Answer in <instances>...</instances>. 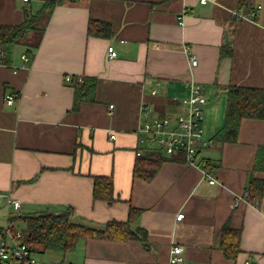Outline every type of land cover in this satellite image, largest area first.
<instances>
[{
  "label": "crops",
  "instance_id": "crops-1",
  "mask_svg": "<svg viewBox=\"0 0 264 264\" xmlns=\"http://www.w3.org/2000/svg\"><path fill=\"white\" fill-rule=\"evenodd\" d=\"M46 1L0 0V25L17 26ZM243 2L56 3L42 34L30 30L0 63V192L21 202L15 210L0 201V226L8 212L67 208L79 221L105 226L129 220L133 206L140 209L131 219L142 229L138 237L89 238L65 262L170 264L171 249L181 245V264H264V185L258 197L250 191L253 178L264 184V156L261 167L257 162L264 118H243L236 141L214 140L226 121L229 87L264 89V11L256 8L264 0ZM90 19L110 23L111 35L90 34ZM109 46L117 57H109ZM66 75L94 76V98L74 108L75 87ZM190 80L206 98L197 158L190 163L185 151L161 150L168 160L152 179L139 177L137 157L155 149L139 129L165 115L176 127L175 117L191 110L183 102ZM8 94H16L11 104ZM99 175L114 179L115 202L94 197ZM226 224L241 232L234 258L222 246Z\"/></svg>",
  "mask_w": 264,
  "mask_h": 264
},
{
  "label": "trees",
  "instance_id": "trees-1",
  "mask_svg": "<svg viewBox=\"0 0 264 264\" xmlns=\"http://www.w3.org/2000/svg\"><path fill=\"white\" fill-rule=\"evenodd\" d=\"M61 0H47L42 9L36 13L27 14L25 20L16 25H0V50L4 54L0 62L7 60L15 44L24 40L30 30L42 34L43 23L49 19L54 5ZM249 4V0H242ZM88 32L95 36L108 37L112 33L110 23L90 19ZM73 76L70 84L75 87L74 108L84 100H92L96 91L97 79L94 76L79 78ZM229 103L226 121L222 129L214 136V140L220 142H232L237 140L240 123L243 118H264V89L249 88L245 86L232 85L229 87ZM258 166L264 156V146L258 150ZM168 156L161 150L150 149L139 155L134 165V172L144 179H152L161 165L168 160ZM264 158V157H263ZM111 176H95L94 197L113 203L117 200L114 194V182ZM263 180L253 178L250 191L257 197L262 194ZM140 209L131 206L130 218L126 222L110 220L105 226H97L77 220L71 208L61 212L42 210L23 214H14L10 219L15 222L22 220L25 223L23 233L26 240L32 244L38 252L47 250H59L66 254L75 250L78 243L89 238H111L127 240L138 237L142 231L132 227L133 219ZM3 226H0V236ZM139 231V232H138ZM240 230L225 225L222 231V246L227 257L234 258L239 248ZM64 264L65 261L58 262Z\"/></svg>",
  "mask_w": 264,
  "mask_h": 264
},
{
  "label": "built area",
  "instance_id": "built-area-1",
  "mask_svg": "<svg viewBox=\"0 0 264 264\" xmlns=\"http://www.w3.org/2000/svg\"><path fill=\"white\" fill-rule=\"evenodd\" d=\"M23 1L28 2L29 0ZM202 1L205 2L206 0ZM256 8L264 11V4L258 3L256 4ZM180 23H183V19H180ZM108 50L110 58L117 57L118 54L114 46H109ZM3 54L4 50L1 49L0 57ZM22 58L25 61L30 60L27 54H23ZM191 61L193 64L197 63L194 57H191ZM66 76L67 80H71L72 75ZM189 84L191 93L183 102L187 103L191 107V110L187 115L175 117L177 121L176 127L171 126L174 118L165 115L164 117H154L151 121L147 120L139 129V132H141L140 138L146 144L147 148L162 150L167 154L185 151L188 161L193 163L198 153L195 142L198 140L202 141V138H204L202 131L198 127V123H200L203 115L200 104L205 103L206 98L202 93L201 85L195 84L193 80L187 83V85ZM15 96L16 94L6 95V101L11 104L14 102ZM203 160V164L206 165V160ZM205 170V175L209 177L208 169ZM209 181L216 183L215 178L212 176H210ZM2 200H5L7 205H12L15 210H18L20 207V200L14 198L11 192L6 194L0 192V201ZM7 215L9 221L3 226L2 235L0 236V264H59L58 262L47 263L40 261L37 258V254L39 253L37 249L26 240L23 230L17 228L10 219L14 214L8 212ZM177 217L181 219L184 217V213H179ZM183 251V246L175 245L171 249L170 264H181L184 261Z\"/></svg>",
  "mask_w": 264,
  "mask_h": 264
},
{
  "label": "rangeland",
  "instance_id": "rangeland-1",
  "mask_svg": "<svg viewBox=\"0 0 264 264\" xmlns=\"http://www.w3.org/2000/svg\"><path fill=\"white\" fill-rule=\"evenodd\" d=\"M13 224L17 228L23 229V227H25V223L22 220L15 221V222H13ZM64 257H67V256H65V254L63 252L59 251V250H54V251L53 250H47L45 252H39L37 254V258L40 261L47 262V263H57V261H67ZM65 263L71 264V263H68V262H65Z\"/></svg>",
  "mask_w": 264,
  "mask_h": 264
},
{
  "label": "bare ground",
  "instance_id": "bare-ground-1",
  "mask_svg": "<svg viewBox=\"0 0 264 264\" xmlns=\"http://www.w3.org/2000/svg\"><path fill=\"white\" fill-rule=\"evenodd\" d=\"M184 155V154H183Z\"/></svg>",
  "mask_w": 264,
  "mask_h": 264
}]
</instances>
